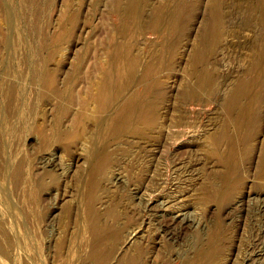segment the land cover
I'll list each match as a JSON object with an SVG mask.
<instances>
[{"label":"rangeland","instance_id":"rangeland-1","mask_svg":"<svg viewBox=\"0 0 264 264\" xmlns=\"http://www.w3.org/2000/svg\"><path fill=\"white\" fill-rule=\"evenodd\" d=\"M263 154L264 0H0V264H264Z\"/></svg>","mask_w":264,"mask_h":264},{"label":"bare ground","instance_id":"bare-ground-1","mask_svg":"<svg viewBox=\"0 0 264 264\" xmlns=\"http://www.w3.org/2000/svg\"><path fill=\"white\" fill-rule=\"evenodd\" d=\"M124 60V59H123ZM120 62V61H119ZM129 66V64H125V65H119L118 66V64H117V66H118V68L116 69V71H117V73H118V71H120V70H122L125 66ZM131 66V65H130ZM23 70H25V69H23ZM22 70V71H23ZM119 77V76H118ZM116 79V78H115ZM104 89H105V87H104ZM10 94V93H9ZM13 94V93H12ZM11 95V94H10ZM104 96V95H103ZM101 100H104V101H106L105 99H101ZM130 101H132V102H130ZM128 103H129V105H128V110L130 109V107L131 108H133L134 109V99H132V100H130ZM137 103H139V101L138 100H135ZM237 101V100H236ZM233 103V104H232ZM231 103V105H234V102H232ZM10 104V103H9ZM13 104V103H12ZM136 104V103H135ZM138 106V105H137ZM13 107V106H12ZM229 108L230 109H232V106H229ZM241 110V112H243V110H246V109H244L243 108V110L242 109H240ZM13 111V110H12ZM11 111V112H12ZM234 111V110H233ZM14 112V111H13ZM246 112V111H245ZM19 113V112H18ZM14 114H16V113H14ZM241 114V113H240ZM244 114V113H243ZM9 115V114H8ZM18 115V114H17ZM16 116V115H15ZM244 116H245V114H244ZM243 116V117H244ZM17 117V116H16ZM15 117V118H16ZM120 116H117V117H115L114 118V122L115 123H118V119H120L119 118ZM132 118H134V116H133V113L132 114H129L128 115V118H125L126 119V122L123 124V125H129V123H131V122H133V121H131V119ZM9 119H10V116H9ZM113 122V123H114ZM108 125H110V123L108 124ZM14 126V125H13ZM108 127V126H107ZM127 127V126H126ZM106 128V127H105ZM109 128H110V126H109ZM109 130V129H108ZM15 131V130H14ZM7 133V132H6ZM224 140L225 139H228V142H229V149H228V154H227V157H226V163H228V167H227V173L225 174V175H223V178H224V186H231V185H233L234 183H236V180H235V177H234V172H233V170H234V168H233V166H234V161H236V156H237V139H236V136L234 135V134H232L230 131H228V130H226V131H224V133H223V135L221 136ZM249 138V136H244V140L246 141L247 139ZM11 157V156H10ZM19 159V158H18ZM22 159V158H21ZM15 161V160H14ZM14 161H12L13 163H14ZM23 162V161H22ZM261 162L264 164V154H263V156H262V158H261ZM16 163V162H15ZM20 163V162H19ZM19 163H17V167H18V164ZM262 164V165H263ZM16 165V164H15ZM13 166V165H12ZM21 166V165H20ZM24 166V165H23ZM95 166V165H94ZM11 167V166H10ZM95 167H97V165L95 166ZM94 167V168H95ZM21 168V167H20ZM14 170V169H13ZM22 171V170H21ZM262 171V170H261ZM260 171V172H261ZM23 172V171H22ZM263 172H264V170H263ZM16 173V172H15ZM94 173V172H93ZM9 175H11V174H9ZM17 175V174H16ZM263 175V174H262ZM20 177V176H19ZM22 177H23V175H22ZM13 179V178H12ZM18 179V178H17ZM14 180V179H13ZM16 180V179H15ZM1 181V180H0ZM12 181V180H11ZM17 181H19V180H17ZM21 183H23L24 184V182H22V181H20ZM20 182H19V184H20ZM13 184H14V182H12ZM15 183H18V182H15ZM2 185H3V183H2ZM8 185V184H7ZM16 185H18V184H16ZM15 185V186H16ZM21 186H23V185H21ZM3 187V186H2ZM19 187V186H18ZM4 188V187H3ZM13 188V187H12ZM20 188V187H19ZM26 188V187H25ZM15 189H16V187H15ZM29 190H31L30 188H28ZM4 190V189H3ZM11 190V189H10ZM13 190V189H12ZM18 190V189H17ZM1 191V190H0ZM24 191V190H23ZM223 191V190H222ZM6 192V191H5ZM4 192V193H5ZM18 192V191H17ZM20 192V191H19ZM28 192V191H27ZM32 194H33V192H31ZM16 194V193H15ZM20 194V193H19ZM19 194H18V196H19ZM22 194H23V192H22ZM17 195V194H16ZM15 195V196H16ZM31 195V194H30ZM10 196V195H9ZM22 196V195H21ZM21 196H20V198H21ZM8 198V197H7ZM10 198V197H9ZM24 198V197H23ZM33 198H34V196H33ZM19 199V198H18ZM1 200V199H0ZM4 200V199H3ZM8 200V199H7ZM21 200V199H20ZM29 200V199H28ZM27 200V201H28ZM35 200V199H34ZM23 202H25V201H23ZM1 203H2V201H1ZM10 203V202H9ZM31 203V202H30ZM6 204H8V203H6ZM12 204H14V202L12 203ZM11 204V205H12ZM15 204H16V202H15ZM25 205V204H24ZM3 206V205H2ZM6 206V205H5ZM8 206V205H7ZM14 207V206H13ZM17 207V206H16ZM86 207V206H85ZM7 208V207H6ZM5 208V209H6ZM12 208V207H11ZM89 209H92L91 207L89 208ZM3 210V209H2ZM2 210H0V211H2ZM10 211V210H9ZM5 212V211H4ZM87 212V211H86ZM5 213H8V211L7 212H5ZM89 213H91L92 215H94L93 213H92V211H89ZM88 215V214H87ZM92 215H91V217H92ZM112 215V214H111ZM95 216V215H94ZM5 217V216H4ZM86 218V217H85ZM184 216H182V215H179V216H177V217H174V219H172V222L173 223H175V222H178V225H179V223H180V225L182 224L183 226L185 225V224H183L185 221H184ZM16 220V219H15ZM90 223V222H89ZM92 223V224H91ZM90 224H91V226L90 227H92L91 228V238H92V240H93V245H94V243L97 241V243L99 242V243H101L100 242V239H101V237L103 236L104 237V234H105V231L106 230H108V229H111V228H108V229H103L101 226H103V225H99V223H98V220L97 219H94L92 222H91ZM185 223H187V222H185ZM15 225V224H14ZM176 225V224H175ZM189 225V224H188ZM172 226H174V225H172ZM182 226V227H183ZM0 227H1V231L2 232H4L5 234H6V238H5V236H3V240L4 241H8V245H4L6 248H10V247H12V243H13V241H14V238H13V236H11V234L7 231V229H5V226L3 227V226H1L0 225ZM174 228V227H173ZM172 228V229H173ZM180 228V227H179ZM184 228H186V225L184 226ZM178 229V228H177ZM110 232H111V230H110ZM86 233V232H85ZM86 234H88V233H86ZM172 234V233H171ZM90 235V234H89ZM15 238H17V237H15ZM214 238H215V236H214ZM27 239V238H26ZM89 239V238H88ZM91 240V239H90ZM89 241V240H88ZM213 241V240H212ZM90 242V241H89ZM88 242V243H89ZM98 243V244H99ZM102 245V244H101ZM2 246V245H1ZM4 247V248H5ZM15 247V246H14ZM103 246H96L95 247V249H93V254L96 256V258L97 259H100L101 261H102V264H108L109 263V260H110V257H111V252L109 251V250H107V251H104L103 250V248H102ZM4 252V251H3ZM5 252H6V250H5ZM5 254V253H4ZM10 254H12V253H10ZM6 257V256H5ZM11 258H12V256H11ZM18 257H16V259H17ZM20 258V257H19ZM21 259V258H20ZM11 261H12V259H11ZM19 261V259H17V262ZM22 261H23V259H22ZM27 261H28V259H27ZM16 262V261H15ZM20 263V262H19ZM137 263V262H136ZM66 264V263H65ZM71 264V263H70ZM118 264H135L134 263V258H133V256L132 257H128V258H125L124 260H122V261H120V263H118Z\"/></svg>","mask_w":264,"mask_h":264}]
</instances>
